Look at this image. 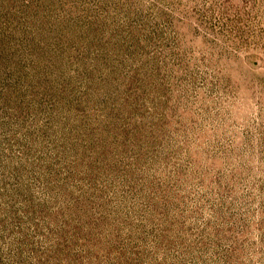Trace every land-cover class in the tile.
<instances>
[{
	"label": "rangeland",
	"instance_id": "obj_1",
	"mask_svg": "<svg viewBox=\"0 0 264 264\" xmlns=\"http://www.w3.org/2000/svg\"><path fill=\"white\" fill-rule=\"evenodd\" d=\"M0 264H264V0H0Z\"/></svg>",
	"mask_w": 264,
	"mask_h": 264
}]
</instances>
